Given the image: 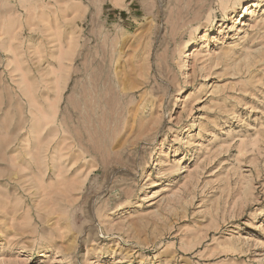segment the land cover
Here are the masks:
<instances>
[{"label": "rangeland", "instance_id": "374dc122", "mask_svg": "<svg viewBox=\"0 0 264 264\" xmlns=\"http://www.w3.org/2000/svg\"><path fill=\"white\" fill-rule=\"evenodd\" d=\"M118 3L0 0V264H264V0Z\"/></svg>", "mask_w": 264, "mask_h": 264}, {"label": "bare ground", "instance_id": "6f19581e", "mask_svg": "<svg viewBox=\"0 0 264 264\" xmlns=\"http://www.w3.org/2000/svg\"><path fill=\"white\" fill-rule=\"evenodd\" d=\"M118 1H119V0H117V3H118ZM255 5H256V4H255ZM118 6H119V3H118ZM120 7H121V6H120ZM252 7H253V6H251V7H247L245 13H246V14H249V12H250V10H251ZM235 19H236V17L233 16V17H232V21H235ZM198 30H199V28L197 27V28H196V36H195V38H194L193 40L189 41L187 44H185V45L187 46L185 52H188L189 49H190L191 47H195V46L198 44V41H199V40H198ZM183 66H184V67L187 66V65H186V62L184 63ZM83 96H85V95H83ZM80 105H81V104H80Z\"/></svg>", "mask_w": 264, "mask_h": 264}]
</instances>
